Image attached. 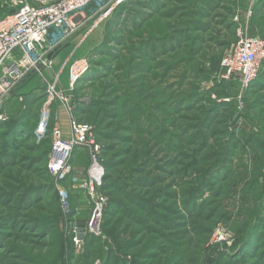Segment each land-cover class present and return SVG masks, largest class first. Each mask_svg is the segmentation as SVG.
Masks as SVG:
<instances>
[{
    "label": "rangeland",
    "instance_id": "374dc122",
    "mask_svg": "<svg viewBox=\"0 0 264 264\" xmlns=\"http://www.w3.org/2000/svg\"><path fill=\"white\" fill-rule=\"evenodd\" d=\"M96 13L0 91V264H264V61L247 84L221 67L240 38L264 42V0ZM70 117L93 145L52 174Z\"/></svg>",
    "mask_w": 264,
    "mask_h": 264
},
{
    "label": "built area",
    "instance_id": "2783aa9c",
    "mask_svg": "<svg viewBox=\"0 0 264 264\" xmlns=\"http://www.w3.org/2000/svg\"><path fill=\"white\" fill-rule=\"evenodd\" d=\"M115 0H9L14 12L0 20V91L11 90L28 73L50 64L53 52L66 41L76 25L89 19L86 10L98 14ZM96 13V14H97ZM264 61V42L259 38H240L232 54L221 61L224 77L247 84ZM83 62L70 64V78L76 79ZM71 139L53 131L48 169L57 174L64 166L73 145H93L89 124L70 117ZM73 135V137H72ZM92 190V188H91ZM104 199L95 201L101 212Z\"/></svg>",
    "mask_w": 264,
    "mask_h": 264
}]
</instances>
